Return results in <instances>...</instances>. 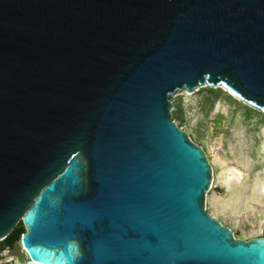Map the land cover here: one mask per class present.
<instances>
[{
	"label": "water",
	"instance_id": "water-1",
	"mask_svg": "<svg viewBox=\"0 0 264 264\" xmlns=\"http://www.w3.org/2000/svg\"><path fill=\"white\" fill-rule=\"evenodd\" d=\"M197 87L264 113V0H0V264H264L205 210Z\"/></svg>",
	"mask_w": 264,
	"mask_h": 264
},
{
	"label": "rangeland",
	"instance_id": "rangeland-1",
	"mask_svg": "<svg viewBox=\"0 0 264 264\" xmlns=\"http://www.w3.org/2000/svg\"><path fill=\"white\" fill-rule=\"evenodd\" d=\"M202 88L197 87L193 93L185 89L177 90L173 93L171 102L173 110L171 115L174 122L186 131L191 140L200 146L211 160V165L216 173L218 163L212 162L213 154H217L225 161L228 160L232 166L248 174V180L244 186L235 187L228 192L225 198H231L236 193L240 194V200L247 199L251 195L258 176L264 178V149L260 150L264 142V113L247 105L235 96H228L225 92L220 93V98L211 111L202 108L199 93ZM216 89V88H215ZM180 97V103L184 112L183 119H179V114L175 115V101ZM178 102V101H177ZM218 108V109H217ZM201 128L199 131L198 128ZM249 158L248 167L240 168L238 164ZM254 184V186H252ZM211 185V184H210ZM209 185V187H210ZM210 189V188H209ZM218 189L215 184L211 188L205 200V210L209 215L219 220L223 225L228 226L234 232L236 238L247 239L250 237L264 235V222L259 232H242L239 229L236 219L243 217V209H239L238 214L230 216V208L220 212V206L214 202ZM233 208V206H231Z\"/></svg>",
	"mask_w": 264,
	"mask_h": 264
},
{
	"label": "bare ground",
	"instance_id": "bare-ground-1",
	"mask_svg": "<svg viewBox=\"0 0 264 264\" xmlns=\"http://www.w3.org/2000/svg\"><path fill=\"white\" fill-rule=\"evenodd\" d=\"M218 109V108H217ZM264 134V129L262 131ZM264 149V142L260 150ZM208 161L211 165V160ZM212 162L218 163V170L215 173L212 167V175H211V185L210 189L213 188V185L217 186L218 193L217 196L214 198V202L218 203L220 206V210H216L220 214L223 210L230 208V216L236 215L239 213V209L244 208L243 217L241 220L238 218L235 222L238 224L239 229L242 232H259L262 229V222H264V178L258 176L254 182L255 187L251 195H248L247 199L241 201L240 194L232 196L231 198H225L228 195V192L232 189L233 186L241 187L244 186L248 180V174L246 172H242V170H238L236 166H232L228 160H224L217 154H213ZM249 158L244 160V164L240 162L238 166L240 168H247L248 167ZM264 172V168L262 169ZM252 184V186H254ZM209 189V190H210ZM207 195V194H206ZM205 195V200H206ZM206 200V204H207ZM233 206V208H231ZM240 216V214H238ZM234 233V232H233Z\"/></svg>",
	"mask_w": 264,
	"mask_h": 264
},
{
	"label": "trees",
	"instance_id": "trees-1",
	"mask_svg": "<svg viewBox=\"0 0 264 264\" xmlns=\"http://www.w3.org/2000/svg\"><path fill=\"white\" fill-rule=\"evenodd\" d=\"M222 92L223 91L219 88H216V89H212L208 87L202 88L199 93V96L201 97L202 108L205 107L207 108L208 111H211L216 101H218V99L220 98V93ZM177 101H175L176 110L174 112H175V115L178 113L179 114L178 118L182 120L184 117V112L182 109V105L180 103V97L178 98ZM198 130L200 131L201 128L199 127Z\"/></svg>",
	"mask_w": 264,
	"mask_h": 264
}]
</instances>
